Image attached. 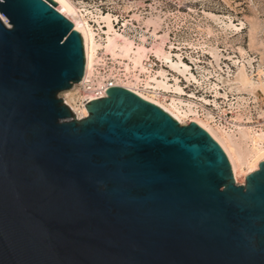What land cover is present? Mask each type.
<instances>
[{
  "label": "water",
  "instance_id": "95a60500",
  "mask_svg": "<svg viewBox=\"0 0 264 264\" xmlns=\"http://www.w3.org/2000/svg\"><path fill=\"white\" fill-rule=\"evenodd\" d=\"M0 264H264V160L121 86L76 118L80 33L53 0H0Z\"/></svg>",
  "mask_w": 264,
  "mask_h": 264
},
{
  "label": "rangeland",
  "instance_id": "374dc122",
  "mask_svg": "<svg viewBox=\"0 0 264 264\" xmlns=\"http://www.w3.org/2000/svg\"><path fill=\"white\" fill-rule=\"evenodd\" d=\"M74 2L80 10L91 11V15L110 13L116 17L113 28L135 43L145 35L147 48L151 46L149 31L153 25L147 29L144 21L152 17L157 41L163 37V48L172 53L173 62H180L178 70H173L167 65L161 66L153 55L150 56L152 71L164 70L169 86V91L157 95L156 99L165 106L171 99L181 100L184 108L190 105L197 111L184 116L180 124H187L195 117L207 118L212 127L236 136L239 128L264 131V0ZM132 14H138V18ZM88 21L95 40L104 41L101 25L91 17ZM229 22L233 26L228 25ZM97 49L96 55L101 56L102 63L96 67L95 75L104 74L106 83L114 82L108 74L120 72L122 67L108 54L102 56L101 46ZM240 67L248 81L244 88H237L231 81ZM138 89L146 92L141 87ZM77 92L84 95V87L78 86ZM59 96L64 101L65 93ZM244 142L243 139L240 144L244 146ZM235 183L243 184L244 177L238 176Z\"/></svg>",
  "mask_w": 264,
  "mask_h": 264
},
{
  "label": "bare ground",
  "instance_id": "6f19581e",
  "mask_svg": "<svg viewBox=\"0 0 264 264\" xmlns=\"http://www.w3.org/2000/svg\"><path fill=\"white\" fill-rule=\"evenodd\" d=\"M53 1L66 13L80 33L84 45L85 65L83 77L78 83L73 84L70 89L64 91V102L71 108L76 118H83L88 115L85 107L86 102L105 96L107 87L116 85L157 104L178 122H182V118L187 116L188 113L196 114L197 111L192 106L187 105L184 108L181 100L171 99L170 103L165 106L156 99L157 95L169 91V86L165 81L164 70L152 71V65L149 63L150 56L153 55L161 66L167 65L173 70H178L180 62H173L172 53L163 48V37L157 41L155 23L154 20H150L152 17L144 21L147 29H149L150 24L153 25V29L149 31L152 38L151 46L147 48L145 46V35L139 39L138 43H135L125 35L117 32L113 28V21L116 20V17L113 18L110 13L91 15V11L80 10L74 0ZM132 15L136 19L138 18V14ZM89 17L93 18L94 22L100 24L101 28L104 29L103 43L95 40L94 32L88 24ZM228 25L232 24L229 22ZM233 29L236 28L233 27ZM100 46L102 47V56L108 54L112 60L117 61L122 67L120 72L117 70L108 74L107 77L111 76L115 80L114 82L106 83L104 74L98 77L95 75L96 67L99 63H102L101 56L97 57L96 55L97 48ZM243 71L240 67L231 79L237 85V88H244L248 85L247 77ZM258 73L262 74V71L259 70ZM141 75L145 77L141 78ZM78 86L84 87V95L77 92ZM138 87L146 92L139 91ZM175 90L178 89L175 88ZM190 121L197 123L221 146L230 162L234 180L237 181L238 176L245 178L247 174L258 168L260 161L264 160V131L262 129L244 130L239 128L237 131L238 136H236L233 133L229 134L219 128L212 127L207 118L203 120L193 117ZM243 139L245 140L244 146L240 144Z\"/></svg>",
  "mask_w": 264,
  "mask_h": 264
},
{
  "label": "snow or ice",
  "instance_id": "6c2138e0",
  "mask_svg": "<svg viewBox=\"0 0 264 264\" xmlns=\"http://www.w3.org/2000/svg\"><path fill=\"white\" fill-rule=\"evenodd\" d=\"M7 25L9 28L13 27L10 22V18L7 15L0 14V27Z\"/></svg>",
  "mask_w": 264,
  "mask_h": 264
}]
</instances>
